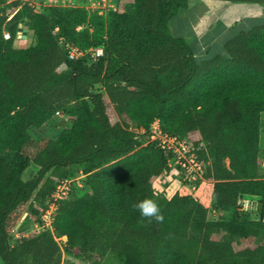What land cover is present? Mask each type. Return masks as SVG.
<instances>
[{
	"label": "trees",
	"instance_id": "trees-1",
	"mask_svg": "<svg viewBox=\"0 0 264 264\" xmlns=\"http://www.w3.org/2000/svg\"><path fill=\"white\" fill-rule=\"evenodd\" d=\"M195 1L117 0L115 11L97 15L62 5L35 12L20 0L8 8L9 0H0L1 264H62L60 237L64 252L84 264H264V219H249L241 204L257 198L264 213V24L228 40L227 57L198 63L187 39L169 26ZM22 22L36 39L26 48L15 45ZM59 38L82 49L103 46L104 55L71 60ZM56 112L71 125L55 140H34L29 130ZM155 119L209 161L215 222L206 219L203 196L155 192L166 155L153 144L138 148L128 130ZM31 165L38 170L25 181ZM71 166L85 175L88 191L59 202L53 231L10 243L24 215L39 221L55 186L48 180L67 177ZM146 198L159 205L163 223L134 209ZM228 213L232 218L221 220Z\"/></svg>",
	"mask_w": 264,
	"mask_h": 264
},
{
	"label": "built area",
	"instance_id": "built-area-1",
	"mask_svg": "<svg viewBox=\"0 0 264 264\" xmlns=\"http://www.w3.org/2000/svg\"><path fill=\"white\" fill-rule=\"evenodd\" d=\"M20 1L34 9V5L28 0ZM84 8L90 13L105 15L109 11L116 10L117 0H88V4ZM57 32L58 29L56 28L54 33ZM17 33H19L18 35L22 34V29H19ZM3 37L4 39H9L10 33L4 31ZM59 43L68 50V57L71 60L87 59L91 62H96L104 55L103 46L82 49L64 44L62 38H59ZM56 114H59V112H56ZM128 130L134 135V139L138 141V148L153 144L165 153L166 169L163 177L170 173L176 174L179 178L183 194L191 195L195 201H198L204 195L205 189L210 190L209 185L211 181L205 177L209 161L200 157L198 154L199 148H196L188 137L171 134L164 130L159 119L153 120L149 127L132 124ZM80 174V178L83 181L80 178L71 177H63L57 180L47 201L40 207L39 221L33 225L36 230L30 233L37 234L43 230L53 231V223L57 215L59 202L68 199L75 187L82 188L85 185V175L81 172ZM174 194L168 197H172ZM208 209L209 214H212L214 217L219 215L218 209L211 205V201L209 202ZM13 232L17 238L25 237L24 234L19 236L17 230H13ZM60 239H65L64 245H66V238H57V242ZM59 245L61 250H63V245L60 243Z\"/></svg>",
	"mask_w": 264,
	"mask_h": 264
},
{
	"label": "rangeland",
	"instance_id": "rangeland-1",
	"mask_svg": "<svg viewBox=\"0 0 264 264\" xmlns=\"http://www.w3.org/2000/svg\"><path fill=\"white\" fill-rule=\"evenodd\" d=\"M14 0H9L8 8L11 6V3ZM31 2V4L34 5V11H40L45 12L47 9L51 6H78V7H84L88 4V0H28ZM215 5L219 6V9L215 11V14L219 15H230L228 12H223V7L226 8H232L234 6H243V4L240 3H231V2H223V1H212ZM195 3H200L203 7L202 14L207 15L206 13H209L207 11L210 10L211 13L214 14V12L209 8V6L206 4L204 0H196ZM1 8V6H0ZM243 8V7H239ZM245 8V7H244ZM210 13V14H211ZM205 17V16H204ZM7 27L11 26V24H6ZM19 29H22V34L20 33L18 40L15 42L16 47L18 48H26L31 43H35L36 39L34 38L33 34L31 32H28L26 36H24V30L27 32V26L24 22L20 23ZM5 32H8L7 29L4 30ZM19 34V33H18ZM99 88V87H98ZM264 116L262 115V123H261V134H260V161H261V168L264 170ZM71 125V122L65 121L63 118V113L59 112V114H55L53 118L47 122L45 125H43L41 128H31L29 130L30 135L34 138V140H42V139H52L55 140L58 138L64 127H69ZM37 167L35 165H31L29 168H27L23 174L22 179L23 180H29L31 179L37 172ZM66 176L71 178H80L81 174L77 166H71L69 170L66 171ZM59 177H55L52 180H48V184L52 186L55 185ZM80 180L83 181V179L80 178ZM164 182H167V185H164ZM154 190L159 195H166L170 196L174 194L175 192H178L180 194H183L182 188L180 186L179 178L176 174L170 173L167 176H162L156 179L153 183ZM210 187V186H209ZM88 191V187L84 185V187H75L74 191L72 193V196H82ZM210 192L209 190L205 189L203 200L204 204L208 207L210 202ZM251 202V206L249 205L244 208L243 211L246 212V215L251 220H259L260 218L264 219V213H260V205L258 204L257 198H248L242 199V201ZM221 220H230L232 218V213H228L226 216L220 217ZM206 219L215 222L216 217H214L212 214L209 216H206ZM34 224L36 222L32 221L29 217L24 215L20 222L19 226H21V229L18 230L19 226L15 227L17 230V234L21 236V234H24V236H28L30 232H33L36 230L34 228ZM37 232V231H36ZM223 234V232H222ZM17 237L15 236V233L12 231L10 234V243H14ZM65 239H60L58 242L63 245L62 250V264H84L85 259L79 258L75 259L72 255L68 254L67 252H64L65 248ZM1 264V261H0Z\"/></svg>",
	"mask_w": 264,
	"mask_h": 264
},
{
	"label": "crops",
	"instance_id": "crops-1",
	"mask_svg": "<svg viewBox=\"0 0 264 264\" xmlns=\"http://www.w3.org/2000/svg\"><path fill=\"white\" fill-rule=\"evenodd\" d=\"M212 1L215 0H205L214 14L209 10L207 11L209 13H206L207 15H203L201 4L194 2L188 8H179L177 14L169 21L173 36L187 39L198 63L218 55L227 57L228 54L224 45L228 40L241 31H247L254 26L264 24V5L243 4V6L237 7L243 10V14L226 16L215 14L219 6ZM234 7H223V12L229 13V10ZM70 168L68 167L67 170ZM241 204H245V207L251 206V202L245 200Z\"/></svg>",
	"mask_w": 264,
	"mask_h": 264
},
{
	"label": "clouds",
	"instance_id": "clouds-1",
	"mask_svg": "<svg viewBox=\"0 0 264 264\" xmlns=\"http://www.w3.org/2000/svg\"><path fill=\"white\" fill-rule=\"evenodd\" d=\"M134 209L138 210L142 218L147 219L149 223H163L164 217L161 213L159 205L153 199H143L133 205Z\"/></svg>",
	"mask_w": 264,
	"mask_h": 264
},
{
	"label": "bare ground",
	"instance_id": "bare-ground-1",
	"mask_svg": "<svg viewBox=\"0 0 264 264\" xmlns=\"http://www.w3.org/2000/svg\"><path fill=\"white\" fill-rule=\"evenodd\" d=\"M253 8V7H252ZM243 14V10L242 9H238L237 7H234L233 9H230L229 10V14H233V15H238V14ZM249 15V13H248ZM259 19H262V18H259Z\"/></svg>",
	"mask_w": 264,
	"mask_h": 264
},
{
	"label": "water",
	"instance_id": "water-1",
	"mask_svg": "<svg viewBox=\"0 0 264 264\" xmlns=\"http://www.w3.org/2000/svg\"><path fill=\"white\" fill-rule=\"evenodd\" d=\"M23 33H24V36H26V34H27L26 30H24V32H23ZM18 37H19V35H18Z\"/></svg>",
	"mask_w": 264,
	"mask_h": 264
}]
</instances>
